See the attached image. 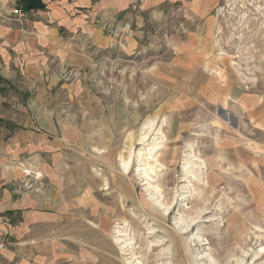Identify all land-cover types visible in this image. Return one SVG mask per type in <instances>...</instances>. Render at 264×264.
<instances>
[{
  "label": "rangeland",
  "instance_id": "obj_1",
  "mask_svg": "<svg viewBox=\"0 0 264 264\" xmlns=\"http://www.w3.org/2000/svg\"><path fill=\"white\" fill-rule=\"evenodd\" d=\"M102 27L52 91L86 127L101 264H264V0H131Z\"/></svg>",
  "mask_w": 264,
  "mask_h": 264
},
{
  "label": "crops",
  "instance_id": "obj_2",
  "mask_svg": "<svg viewBox=\"0 0 264 264\" xmlns=\"http://www.w3.org/2000/svg\"><path fill=\"white\" fill-rule=\"evenodd\" d=\"M41 2L7 19L14 1L0 0V264H101L87 236L100 227L89 217L101 181L84 158L86 127L52 91L69 86L60 70L116 42L102 26L131 0Z\"/></svg>",
  "mask_w": 264,
  "mask_h": 264
},
{
  "label": "built area",
  "instance_id": "obj_3",
  "mask_svg": "<svg viewBox=\"0 0 264 264\" xmlns=\"http://www.w3.org/2000/svg\"><path fill=\"white\" fill-rule=\"evenodd\" d=\"M13 1H14V4H13L12 8L9 10L8 13H6L4 18H7V19H9V18L10 19L11 18H14V19L25 18L28 10H26L24 8L23 0H13Z\"/></svg>",
  "mask_w": 264,
  "mask_h": 264
},
{
  "label": "bare ground",
  "instance_id": "obj_4",
  "mask_svg": "<svg viewBox=\"0 0 264 264\" xmlns=\"http://www.w3.org/2000/svg\"><path fill=\"white\" fill-rule=\"evenodd\" d=\"M141 153L142 152H138V155H141ZM120 160H121V162L120 163H122V166H123V169H124V171H127L128 169H129V166H130V161H131V157L130 156H128V157H126L125 159L124 158H120ZM142 161L140 160V164H139V166H138V170H140V172H142L146 177H148L149 176V173L148 172H146V168L145 167H143L142 166ZM144 163V162H143ZM144 165H146V164H144ZM148 167V166H147ZM145 168V169H144ZM151 171H152V168H151ZM145 179V178H144ZM123 245V244H122Z\"/></svg>",
  "mask_w": 264,
  "mask_h": 264
},
{
  "label": "trees",
  "instance_id": "obj_5",
  "mask_svg": "<svg viewBox=\"0 0 264 264\" xmlns=\"http://www.w3.org/2000/svg\"><path fill=\"white\" fill-rule=\"evenodd\" d=\"M43 4L41 0H26L25 1V8L32 9V8H40Z\"/></svg>",
  "mask_w": 264,
  "mask_h": 264
}]
</instances>
